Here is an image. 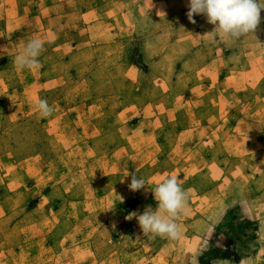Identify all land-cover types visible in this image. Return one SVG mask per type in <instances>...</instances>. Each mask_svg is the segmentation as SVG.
I'll return each mask as SVG.
<instances>
[{
	"label": "rangeland",
	"instance_id": "1",
	"mask_svg": "<svg viewBox=\"0 0 264 264\" xmlns=\"http://www.w3.org/2000/svg\"><path fill=\"white\" fill-rule=\"evenodd\" d=\"M39 1L0 13V264H264V10L222 39L174 0L65 1L105 9L89 30L38 22ZM32 38L40 65L20 69ZM170 175L188 196L176 240L127 219Z\"/></svg>",
	"mask_w": 264,
	"mask_h": 264
},
{
	"label": "clouds",
	"instance_id": "2",
	"mask_svg": "<svg viewBox=\"0 0 264 264\" xmlns=\"http://www.w3.org/2000/svg\"><path fill=\"white\" fill-rule=\"evenodd\" d=\"M264 10V0H189L188 19L191 23L196 15L207 18V22L214 26L213 33L222 39H237L254 33L261 22V11ZM44 48V41L40 38L30 39L23 51L14 57V64L20 69H35L40 65V57ZM36 108L40 116L48 117L53 108L45 99H40ZM147 185L143 177L132 175L129 188L136 192ZM157 207L144 209L142 214L131 213L127 219L134 217L144 234H154L169 239H179L181 236L178 217L187 207V192L180 185L175 175L162 179L152 188Z\"/></svg>",
	"mask_w": 264,
	"mask_h": 264
},
{
	"label": "crops",
	"instance_id": "3",
	"mask_svg": "<svg viewBox=\"0 0 264 264\" xmlns=\"http://www.w3.org/2000/svg\"><path fill=\"white\" fill-rule=\"evenodd\" d=\"M65 1H72V0H40L39 4L36 5L37 6V10H36V14H37V17L36 20L38 22H40V20L42 21H45L47 19H51V20H55V21H60L61 23L63 21H65V18L68 16L70 17V20L71 18H73V16H79L81 17V23L83 24V30H89V25H90V21L89 20H92V16L97 14V12L100 13V16L97 18L98 20H103L105 19V15L104 13L106 12L105 9L101 6L99 8L97 7H91V8H76V6H68V9L67 10H64L65 9V6L66 4L68 3H65ZM175 3H180V6H179V10H181V8L183 9H189V6L187 4V2H184L185 0H174ZM2 12L3 14V17L5 19H11L12 17L15 18L17 20L18 17H20L21 15V9H20V6H19V2L18 0H4L3 2V5L0 6V13ZM197 15L193 17V19H196L197 20ZM69 20V22H70ZM107 20V19H106ZM18 21V20H17ZM103 25L104 27H106V23L107 21H103ZM80 28V25L78 26ZM214 29V26L211 25V26H202L201 29ZM82 30V28L80 29ZM264 45V43L260 44V46ZM263 47V46H262ZM204 53H206L204 51ZM203 53V55H204ZM232 56L229 55L228 57V60L230 61V58ZM240 60H242L243 62L246 61H251V60H254L252 57H249V56H241L239 58ZM264 61V56L261 55L260 57V61ZM264 67V66H263ZM214 73V72H213ZM239 75L242 73L241 71H238V70H232L229 72V74H227V80H230V78H233L232 75H236L238 74ZM250 73V72H249ZM260 75H261V78H260V81L263 82L264 81V69L262 71L259 72ZM230 88V86H229ZM232 88V87H231ZM228 104V102L226 103ZM261 104L263 105V108H264V90H263V96H261ZM224 107V105H222ZM196 132V131H194ZM194 132H190V133H194ZM253 136V135H252ZM194 189V187H192Z\"/></svg>",
	"mask_w": 264,
	"mask_h": 264
}]
</instances>
